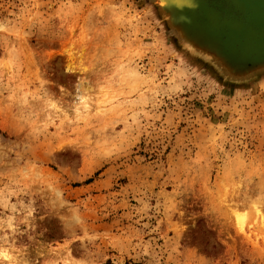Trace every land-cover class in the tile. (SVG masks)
I'll return each instance as SVG.
<instances>
[{
  "label": "rangeland",
  "instance_id": "rangeland-1",
  "mask_svg": "<svg viewBox=\"0 0 264 264\" xmlns=\"http://www.w3.org/2000/svg\"><path fill=\"white\" fill-rule=\"evenodd\" d=\"M261 74L153 0H0V264H264Z\"/></svg>",
  "mask_w": 264,
  "mask_h": 264
},
{
  "label": "water",
  "instance_id": "water-1",
  "mask_svg": "<svg viewBox=\"0 0 264 264\" xmlns=\"http://www.w3.org/2000/svg\"><path fill=\"white\" fill-rule=\"evenodd\" d=\"M153 1L177 40L227 78L264 74V0Z\"/></svg>",
  "mask_w": 264,
  "mask_h": 264
},
{
  "label": "bare ground",
  "instance_id": "bare-ground-1",
  "mask_svg": "<svg viewBox=\"0 0 264 264\" xmlns=\"http://www.w3.org/2000/svg\"><path fill=\"white\" fill-rule=\"evenodd\" d=\"M187 47L189 48V49H192L193 50V52H195L194 51V47L191 45V43H187ZM235 213V218H236V222H237V228H238V230L242 233L243 232V228H244V219H245V217H244V214L243 215H241V214H237V212H234Z\"/></svg>",
  "mask_w": 264,
  "mask_h": 264
}]
</instances>
